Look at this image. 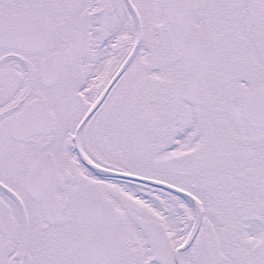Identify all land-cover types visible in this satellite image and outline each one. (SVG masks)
<instances>
[{"label": "snow or ice", "instance_id": "1", "mask_svg": "<svg viewBox=\"0 0 264 264\" xmlns=\"http://www.w3.org/2000/svg\"><path fill=\"white\" fill-rule=\"evenodd\" d=\"M0 264H264V0H0Z\"/></svg>", "mask_w": 264, "mask_h": 264}]
</instances>
